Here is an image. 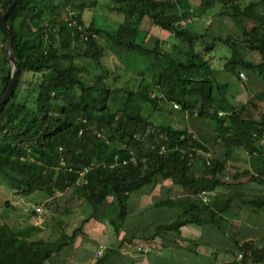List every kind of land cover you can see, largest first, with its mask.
Wrapping results in <instances>:
<instances>
[{
  "label": "trees",
  "instance_id": "obj_1",
  "mask_svg": "<svg viewBox=\"0 0 264 264\" xmlns=\"http://www.w3.org/2000/svg\"><path fill=\"white\" fill-rule=\"evenodd\" d=\"M83 1L20 0L7 17L19 72L14 90L0 111V176L15 194L39 192L50 197L55 191L75 186L94 211L114 197L110 203L122 219L128 195L157 177L182 186L194 185L195 193L214 186L239 147L262 161L253 173L244 170L243 174H251L247 178L250 181L264 182V114L259 119L249 117L245 104H236L224 95L226 83L217 81L214 68L195 49L200 37L187 35L174 25L181 16L191 13L169 15L162 9L165 0H115L124 19L114 30H101L93 23L83 26L80 11L74 19L81 29L64 22L62 11L69 7L79 10ZM216 1L223 5L221 14L255 22L242 29L244 45L230 36L223 39L229 52L225 72L239 78L245 71L264 82V0L251 2L261 8L258 15L242 6L240 0ZM10 2L0 0V9L4 11ZM147 14L186 43L183 60L172 51H162L158 41L153 47L140 41L141 21ZM0 30L5 42L8 34L1 25ZM98 36L104 46L98 43ZM79 44H85L82 51ZM105 49L118 57H139L149 62L137 89L106 82L108 70L101 62ZM253 52L258 60L250 55ZM81 58L93 60L101 68L93 81L85 80L91 72L88 66L79 65ZM11 66L4 52L0 60V100L10 80ZM161 102L177 104L181 111L209 119L214 129L211 140L225 148L223 155H207L210 146L185 128L153 126L144 114L145 108ZM147 130V138L157 147L152 151L142 140ZM158 133L163 136L158 142L165 145L162 151L155 141ZM62 159L65 165H60ZM90 164L92 168L80 176L77 170ZM245 202L264 211V195ZM181 222L176 220L173 225ZM40 230L35 225L13 229L0 221V264H47L68 244L61 239L34 238ZM239 249L242 257L235 264L264 257V249L261 252L251 241Z\"/></svg>",
  "mask_w": 264,
  "mask_h": 264
},
{
  "label": "crops",
  "instance_id": "obj_2",
  "mask_svg": "<svg viewBox=\"0 0 264 264\" xmlns=\"http://www.w3.org/2000/svg\"><path fill=\"white\" fill-rule=\"evenodd\" d=\"M238 154L243 156L235 153L237 160L233 157L231 161L232 154L228 167L255 171L262 164L248 153L239 162ZM218 179L214 186L203 189L215 192L203 201L198 196L202 190L195 193L194 185L182 186L157 177L128 195L122 219L110 203L114 197L95 211L82 205V210L68 217L57 238L68 244L47 264H199L201 257L202 264H235L242 253L239 246L248 241L262 252L264 211H257L245 200L264 195V182L250 181L243 173L227 184ZM176 220L181 224L173 225ZM33 225L40 227V232L49 229ZM100 246L102 255L97 257ZM245 264H264V257L255 262L247 259Z\"/></svg>",
  "mask_w": 264,
  "mask_h": 264
},
{
  "label": "rangeland",
  "instance_id": "obj_3",
  "mask_svg": "<svg viewBox=\"0 0 264 264\" xmlns=\"http://www.w3.org/2000/svg\"><path fill=\"white\" fill-rule=\"evenodd\" d=\"M163 10L169 15H185L191 13L192 16H181L182 18L174 22L180 30H184L187 35H198L195 49L209 63L210 67L214 68L215 76L219 83H226L223 88L224 95L236 104H245V114L254 119H259L260 115L264 114V100L261 99V92H264V82L255 75H247L245 71L244 77L239 75H231L224 70V64L227 62L229 52L227 47L222 43L227 36L231 40L244 45L242 37V29L255 25L253 20H247L241 16L236 19L221 14L223 5L216 0H165ZM257 0H240L244 7H249L255 15L260 13L261 8L254 7L251 2ZM79 10H71L66 8L62 11V19L68 25H75L81 29L74 16L77 11H80V20L83 26L93 23L96 28L114 30L124 19L121 11L117 10L115 0H85L79 4ZM3 11L0 9V14ZM3 32L0 30V60L4 56ZM98 38V43L105 45L101 37ZM140 41L147 47H153L158 41L162 51H172L176 58L184 59L183 49L186 43L177 38L174 34L163 29L157 22H154L150 15H145L141 21L139 30ZM85 44H79V51ZM210 47V49H205ZM208 50V51H207ZM255 60H258L256 52L250 54ZM103 66L108 70L105 78L106 82L111 86H124L131 89H137L141 82V72L145 70L149 62L144 58L120 56L105 49L101 58ZM80 66H88L91 75L87 82L93 81L102 72L101 68H97L95 61H87L81 58L78 60ZM29 77H27L28 79ZM34 81L38 80V76L33 77ZM172 103L161 102L157 106L152 104L146 106L145 115L152 122L153 126L170 125L177 129H187L193 135L203 140V144L210 146L209 155L212 157H221L225 148L219 144H215L211 139L214 134L213 126L209 119L199 117L196 113L189 114L181 111L180 108H172ZM174 107V106H173ZM171 111V112H170ZM218 115L222 117V114ZM148 130L143 137V144L150 151L157 149L155 144H152L147 138ZM163 135V134H162ZM110 139V135L107 136ZM163 136L157 134L156 143L158 149H161L163 143H158ZM165 149V145H164ZM197 150V149H196ZM235 153H243L247 157L246 150L242 147L236 148L231 156V161H236ZM240 155V154H238ZM240 155V161L244 158ZM244 158V159H245ZM246 170V169H245ZM251 171V170H249ZM244 172V169L229 166L223 173L221 179L226 184ZM253 173V171H251ZM251 174H243L247 179ZM75 185H79V181ZM8 203V204H6ZM87 204L80 197V194L75 190V186L68 187L64 191H55L52 196L48 197L44 193L35 192L31 195L20 196L10 187L6 179L0 176V221L13 229H22L38 223V225L47 226L49 229L45 232H38L34 238H43L50 241H56L61 234V227L64 226L68 217L75 215L82 210ZM39 207V212L36 208ZM91 208V206L89 205ZM64 230V229H63ZM59 239V238H58ZM57 239V240H58ZM136 249V248H135ZM138 252V251H137ZM135 250V253H137ZM201 257L199 264H202ZM175 264V262L173 263ZM183 264H186L184 261Z\"/></svg>",
  "mask_w": 264,
  "mask_h": 264
},
{
  "label": "water",
  "instance_id": "obj_4",
  "mask_svg": "<svg viewBox=\"0 0 264 264\" xmlns=\"http://www.w3.org/2000/svg\"><path fill=\"white\" fill-rule=\"evenodd\" d=\"M19 1L20 0H11V2L7 5L6 9L0 14V25L8 34L7 39L5 41V46H4L5 54H6L7 59L10 61L12 65L9 83L0 100V111L4 107L6 101L9 99L10 95L12 94L14 90V87L17 82L18 72H19L18 61L12 51L13 33H12L10 26L7 23V17L9 16V14L11 13L13 8L17 5Z\"/></svg>",
  "mask_w": 264,
  "mask_h": 264
},
{
  "label": "built area",
  "instance_id": "obj_5",
  "mask_svg": "<svg viewBox=\"0 0 264 264\" xmlns=\"http://www.w3.org/2000/svg\"><path fill=\"white\" fill-rule=\"evenodd\" d=\"M241 77H244V73L241 72L239 74ZM173 106L175 108H178L177 104H173ZM219 114H222L221 112ZM161 151L164 150V145L162 146V148L160 149ZM207 163H209V161H207ZM60 165H65L64 160L62 159L60 161ZM93 164L84 166L82 169L77 170L80 176H84L91 168H92ZM69 170H71V168H69ZM215 192L213 190H202L198 193V196L203 200V201H208V198L212 195H214ZM39 212L41 211V209L39 207L36 208ZM102 251H103V247L100 246L99 249L96 252V256L97 257H101L102 255ZM242 257V253H238L237 255V259L239 260Z\"/></svg>",
  "mask_w": 264,
  "mask_h": 264
}]
</instances>
